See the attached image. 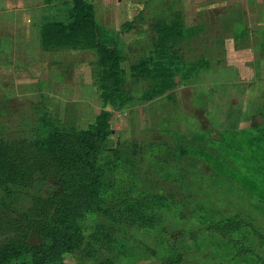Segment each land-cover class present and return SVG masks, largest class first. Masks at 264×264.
<instances>
[{
    "label": "rangeland",
    "instance_id": "1",
    "mask_svg": "<svg viewBox=\"0 0 264 264\" xmlns=\"http://www.w3.org/2000/svg\"><path fill=\"white\" fill-rule=\"evenodd\" d=\"M84 1L106 46L120 53V102L101 98L89 48L45 51L30 72L7 71L1 57L0 137L24 136L44 115L86 130L107 112L99 157L118 160L115 180L133 181L120 190L153 200L161 214L150 227L114 235L120 264H264V0ZM49 5L51 21L68 20L70 0ZM127 17L132 25L122 28ZM152 68L171 76L146 99L160 77L141 71ZM11 197L0 192V215L22 205ZM231 221L234 230L216 229ZM28 242L24 254L39 245ZM20 255L1 264H28ZM106 256L98 250L100 261ZM78 263L65 254L60 264Z\"/></svg>",
    "mask_w": 264,
    "mask_h": 264
},
{
    "label": "trees",
    "instance_id": "2",
    "mask_svg": "<svg viewBox=\"0 0 264 264\" xmlns=\"http://www.w3.org/2000/svg\"><path fill=\"white\" fill-rule=\"evenodd\" d=\"M70 1L68 20L66 17L65 22L41 25V49L93 50L97 56L101 98L111 104L117 97L120 102L123 95V73L118 67L120 53L106 46L105 30L94 21L92 4ZM43 3L49 4L50 0ZM131 25V21L125 22L122 28ZM156 42L165 43L164 35ZM167 50L173 51L172 47ZM136 69L142 67L134 66L130 71ZM141 72L146 77H160L155 87L146 91V99L162 94L167 88L161 76L171 75L165 69ZM108 119V113L101 112L93 125L77 130L44 115L36 130L10 139L0 137V192L12 196L13 203L17 197L22 203L13 205L8 214L0 215V264L13 254H21L24 259L28 256V264H60L65 254H75L80 260L78 264H120L119 257L110 249L114 235H121L127 229L137 232L160 220L161 214L153 200L120 190L122 184L130 188L128 185L133 181L126 184L115 180L118 160L102 161L99 157L100 144L109 133ZM108 190L112 195L103 198L101 192ZM236 226L231 221L216 229L227 232ZM32 237L39 245L24 254ZM98 250L107 253L103 261Z\"/></svg>",
    "mask_w": 264,
    "mask_h": 264
},
{
    "label": "crops",
    "instance_id": "3",
    "mask_svg": "<svg viewBox=\"0 0 264 264\" xmlns=\"http://www.w3.org/2000/svg\"><path fill=\"white\" fill-rule=\"evenodd\" d=\"M49 4L43 0H0V58L3 57L7 71L18 68L30 72L43 64L40 56L45 51L40 45V27L45 22H62L51 21Z\"/></svg>",
    "mask_w": 264,
    "mask_h": 264
}]
</instances>
